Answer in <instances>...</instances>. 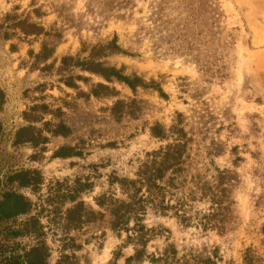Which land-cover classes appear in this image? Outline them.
Listing matches in <instances>:
<instances>
[{
    "label": "rangeland",
    "instance_id": "obj_1",
    "mask_svg": "<svg viewBox=\"0 0 264 264\" xmlns=\"http://www.w3.org/2000/svg\"><path fill=\"white\" fill-rule=\"evenodd\" d=\"M0 90V200L32 202L0 221V261L44 247L46 264H128L143 226L130 264H264V0H0ZM178 141L184 170L114 228L117 179ZM21 171L33 187L9 180Z\"/></svg>",
    "mask_w": 264,
    "mask_h": 264
},
{
    "label": "trees",
    "instance_id": "obj_2",
    "mask_svg": "<svg viewBox=\"0 0 264 264\" xmlns=\"http://www.w3.org/2000/svg\"><path fill=\"white\" fill-rule=\"evenodd\" d=\"M22 32L26 35H37L40 34L41 27L28 23L26 21H20L18 25ZM86 69L90 72L100 74L107 80H112L116 78L120 81L125 82L130 87L135 88L137 85H145L144 82L139 78H129L122 75L116 68L105 67L100 63H95L94 61H88ZM104 86V85H100ZM4 93L0 90V107L3 104ZM61 126L58 131L63 129ZM1 131V124H0ZM152 132L156 137H163L161 129L159 126L152 128ZM22 140V139H21ZM186 148L185 142L178 141L175 144L169 145L166 148L154 152L151 154V159H148L138 171L137 179H117L119 184L126 189V194L128 200L120 201L112 207L114 228L119 230L127 229L129 222L133 219L138 220L141 211L145 206L147 198L139 196L140 193L145 190L148 194V199H155V196L165 191V186L174 181V177L179 175L184 169L183 165L186 158H183L184 149ZM169 183H163L168 175ZM226 172L221 171L218 174V193H214L213 203L217 208H222V199L225 194L226 188ZM9 180L11 182H17L19 186L33 187L36 184L35 179L32 177V172L21 171L12 175ZM166 184V185H165ZM215 198H222L221 201ZM99 200V201H98ZM98 205L102 206L104 201L98 199ZM32 209V202H30L23 195L15 191H7L2 195L0 200V221L5 219L13 218L20 214H25ZM214 216V215H212ZM137 224V223H136ZM139 226V225H138ZM145 228L143 226L139 227L136 231L135 237H128L130 241H136L139 246L135 247L134 255L127 260L130 264L132 261H139L142 259L145 249L143 244H145ZM44 247H34L28 251L25 255L27 258L26 263L21 260V255H13L7 260L0 261V264H46L47 254L43 251ZM163 260V257L154 258L152 261ZM187 260L184 264H187ZM197 264H216L212 258H201L198 260Z\"/></svg>",
    "mask_w": 264,
    "mask_h": 264
}]
</instances>
